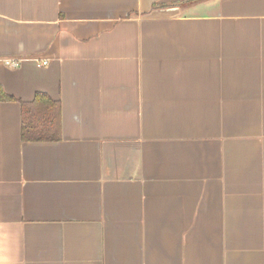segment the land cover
Instances as JSON below:
<instances>
[{"label":"crops","instance_id":"crops-1","mask_svg":"<svg viewBox=\"0 0 264 264\" xmlns=\"http://www.w3.org/2000/svg\"><path fill=\"white\" fill-rule=\"evenodd\" d=\"M0 86V264H264V0H0Z\"/></svg>","mask_w":264,"mask_h":264},{"label":"trees","instance_id":"trees-1","mask_svg":"<svg viewBox=\"0 0 264 264\" xmlns=\"http://www.w3.org/2000/svg\"><path fill=\"white\" fill-rule=\"evenodd\" d=\"M0 101H14V98L6 94L1 86ZM20 106V135L22 140H49L57 136L58 108L47 96L37 94L31 103H20Z\"/></svg>","mask_w":264,"mask_h":264},{"label":"built area","instance_id":"built-area-1","mask_svg":"<svg viewBox=\"0 0 264 264\" xmlns=\"http://www.w3.org/2000/svg\"><path fill=\"white\" fill-rule=\"evenodd\" d=\"M4 64L10 67H16L18 65V62L13 60H4ZM42 64H45L44 62Z\"/></svg>","mask_w":264,"mask_h":264}]
</instances>
